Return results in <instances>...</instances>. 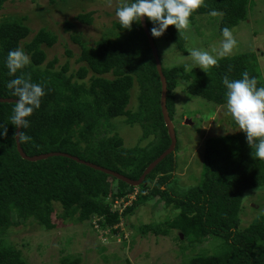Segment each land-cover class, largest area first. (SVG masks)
<instances>
[{"label": "trees", "instance_id": "1", "mask_svg": "<svg viewBox=\"0 0 264 264\" xmlns=\"http://www.w3.org/2000/svg\"><path fill=\"white\" fill-rule=\"evenodd\" d=\"M8 1L0 0V12ZM250 2L203 0L190 17V26L215 10L222 13L215 19L221 37L222 28L233 30L249 19ZM93 16L94 12L82 13L75 20L90 26ZM146 21L150 30L153 25L147 18ZM65 26L68 30L74 27L70 22ZM114 28L121 32L109 30L94 45L75 38L81 47L76 63L82 65L71 71L69 63L56 67L57 58L48 61L46 48L52 49L58 42L54 32L41 29L31 37L33 32L25 25V18L0 22V99L17 100L6 83L21 73L41 84L46 93L40 108L28 118L29 128L24 130L31 140L20 143L27 156L64 153L136 181L168 150L171 139L161 109L162 84L141 21L133 23L131 30L118 23ZM162 36L181 53H187L185 38L173 26ZM154 41L156 44V38ZM22 43L31 63L10 75L5 66L7 53ZM67 54L72 55L70 51ZM162 68L172 122L177 113L176 90L182 82L187 83L190 96L218 107H225V75L238 79L247 71L257 79L258 87L264 86L256 53L220 58L206 73L186 66ZM133 89L138 93L135 111L129 108ZM14 104L0 103V124L8 129L7 136L0 138V264H29L7 239V232L15 226L31 224L53 230L57 227L55 220L76 225H92L96 220L100 230L118 233L116 228L122 221L152 200L164 203L171 215L164 222L140 226L138 234L176 235L174 239L182 242V254L205 242L217 247V253L204 254V250L184 264H264V215L240 229L245 193L264 187V160L251 155L245 135L207 139L203 181L181 194L170 189L180 167L177 143L175 152L155 167L138 188L131 205L120 213L113 206L119 201L129 202L136 188L67 157L29 162L20 156L17 129L10 120ZM121 118L126 125H139L144 138L154 137V141L145 148H126L117 129L116 120ZM61 264H82V260L66 256Z\"/></svg>", "mask_w": 264, "mask_h": 264}, {"label": "rangeland", "instance_id": "2", "mask_svg": "<svg viewBox=\"0 0 264 264\" xmlns=\"http://www.w3.org/2000/svg\"><path fill=\"white\" fill-rule=\"evenodd\" d=\"M120 3L121 0L96 2L54 0L53 3L52 0H9L0 12V22L4 19L25 18V25L33 32L31 37L41 29L54 32L58 36V42L52 49L46 48L48 61L57 58L59 62L56 67L69 63L71 71H76L82 65L76 63L80 57L81 47L74 39L80 38L83 43L94 45L109 30L114 33L121 32L114 28L117 23L119 24L115 17V9ZM89 12H94L92 25L87 26L75 20L79 14ZM216 17L218 16L199 17L195 26H189L180 32L186 40V54L181 53L175 44L166 41L163 36L156 38L163 67L191 65L187 68L201 70L190 60L182 57H187L189 49L193 47L205 49L216 55L222 40V36L218 35L219 18ZM67 22L74 26L71 30L66 28ZM232 31L237 46L227 57L256 53L259 69L264 74V0H251L249 19ZM30 38L26 42H29ZM24 46L22 43L21 48L24 49ZM68 51L72 53L71 56H68ZM178 87L177 113L173 124L179 146L177 159L180 167L175 173L170 189L181 194L203 181L207 139L245 134L239 131L225 107H218L201 98L190 96L186 92L185 82L180 83ZM137 96V90L133 89L130 110H136ZM116 121L120 126L117 128L118 134L123 138L126 148H145L154 141V137L144 138L143 129L139 125H126L123 118ZM187 122L190 124L187 125ZM138 192L136 188L129 202L119 201L115 203L113 209L121 213L126 206L131 205ZM170 215L164 203L152 200L122 221L116 228L119 229L118 233L100 230L95 223L96 220L92 225L91 223L76 225L55 220L57 227L53 230H44L38 225L31 224L15 226L7 232V239L22 252L29 264H61L62 258L66 256H79L82 264H184L190 257L204 250V254H208V251H212L211 254L218 252L214 243L205 242L196 244L182 254L180 249L182 242L174 239L176 235L141 236L136 231L140 226L156 223L157 220L164 222ZM261 215H264V187L245 193L240 212V229L244 230Z\"/></svg>", "mask_w": 264, "mask_h": 264}, {"label": "clouds", "instance_id": "3", "mask_svg": "<svg viewBox=\"0 0 264 264\" xmlns=\"http://www.w3.org/2000/svg\"><path fill=\"white\" fill-rule=\"evenodd\" d=\"M202 4L203 0H121L115 9V17L121 28L128 30H131L133 23L140 22L142 17L147 18L153 25L150 28L151 36L160 38L169 26H173L178 33L186 30L190 26V17L194 10ZM209 14L222 15L215 10ZM221 36L220 49L216 55L193 47L189 49L188 56L182 59L190 60L204 72L209 67L216 66L220 58L231 55L237 46L233 31L229 27L221 29ZM30 63V55L21 47L10 50L5 60L10 75ZM222 84L225 88L227 113L239 131L245 134L247 144L252 149L251 155L258 160H264V86L258 87L257 79L250 77L247 71L241 73L238 79H230L225 75ZM6 87L17 97L10 117L11 125L18 129L15 132L16 142H29L31 137L24 130L30 126L28 118L41 106V99L46 94L44 87L32 82L30 76L26 77L23 73L9 80ZM7 131V126L0 124V138L6 137Z\"/></svg>", "mask_w": 264, "mask_h": 264}, {"label": "water", "instance_id": "4", "mask_svg": "<svg viewBox=\"0 0 264 264\" xmlns=\"http://www.w3.org/2000/svg\"><path fill=\"white\" fill-rule=\"evenodd\" d=\"M141 25H142L144 33H145V35H146V37L148 39L150 48L152 50L153 57H154V60H155V63H156L157 72L159 74V77H160V80H161V84H162L161 109H162V114H163V118H164L167 130H168V135H169V137L171 139V145L168 148V150L165 151L156 161H154L145 170V172L140 177V179H138L136 181L128 179V178H126L125 176H123V175H121L119 173L107 170L105 168H102L100 166H97V165H94V164H91V163H88V162L81 161L78 158L71 157V156H69L67 154H64V153H48V154H43V155H39V156L29 157L23 152L20 143L18 144L16 142L17 143L18 153L20 154V156L24 160L29 161V162H37V161L47 160V159L53 158V157H67V158H70V159L76 161L77 163H80L82 165H86V166L90 167L91 169H94L96 171H100V172H103V173H105V174H107L109 176H112V177L116 178L117 180L122 181V182L126 183L127 185H129L131 187L139 188L144 183L146 177L155 169V167L159 163H161L167 156H169V155H171V154H173L175 152V149H176V146H177V138H176L175 126H174V124H173V122H172V120H171V118L169 116L168 109H167V93H168L167 80H166V78L164 76L163 68H162L160 57H159V54H158V49L156 47L154 38L150 34V30L148 28L146 18H144V17L141 18ZM15 101L16 100H14V99H0V103H15ZM186 124L188 125V124H190V122H187ZM17 131H18V129H17ZM181 239H183L182 235H181Z\"/></svg>", "mask_w": 264, "mask_h": 264}]
</instances>
